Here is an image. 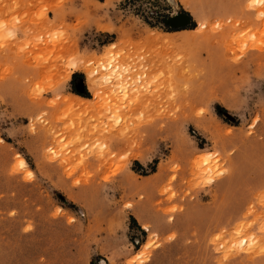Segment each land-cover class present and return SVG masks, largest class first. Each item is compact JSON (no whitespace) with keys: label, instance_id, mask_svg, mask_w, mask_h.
<instances>
[{"label":"rangeland","instance_id":"obj_1","mask_svg":"<svg viewBox=\"0 0 264 264\" xmlns=\"http://www.w3.org/2000/svg\"><path fill=\"white\" fill-rule=\"evenodd\" d=\"M249 3L0 0V264H264Z\"/></svg>","mask_w":264,"mask_h":264},{"label":"bare ground","instance_id":"obj_2","mask_svg":"<svg viewBox=\"0 0 264 264\" xmlns=\"http://www.w3.org/2000/svg\"><path fill=\"white\" fill-rule=\"evenodd\" d=\"M106 56H108L107 57L108 59L106 58L108 60V62L105 63L106 61H104V62L101 63L102 69H104L105 71H108V73L104 72V77H103L104 78V82L108 83V82L114 81L113 78L116 76L119 86L124 88V82H123V79L121 78L122 75L119 73V66L115 65V63H114L113 53L111 54V52L110 53L108 52ZM71 66L73 68H76V69L78 68V64L77 63H72ZM68 75H69L68 77H70V73H68ZM94 93H95V96H97V97L99 95H101V92H100L98 86L94 87ZM78 98H80L81 101H85L86 100V98H84L82 96H79V95H78ZM19 163H20V166H22L24 168H27V165H28L27 161L23 157L19 158ZM144 228L146 230H149L148 225H146ZM248 240L249 239L243 238L242 239V243L243 244L244 243H248Z\"/></svg>","mask_w":264,"mask_h":264},{"label":"snow or ice","instance_id":"obj_3","mask_svg":"<svg viewBox=\"0 0 264 264\" xmlns=\"http://www.w3.org/2000/svg\"><path fill=\"white\" fill-rule=\"evenodd\" d=\"M257 3L259 4H264V0H250V3H249V7H254ZM264 15V14H262ZM0 27H3V24H0ZM113 47H115V45H113ZM115 57H113L114 59ZM29 176H31V173H29ZM107 179V177H106ZM77 183H79V181H77ZM127 207H131V205H127Z\"/></svg>","mask_w":264,"mask_h":264},{"label":"water","instance_id":"obj_4","mask_svg":"<svg viewBox=\"0 0 264 264\" xmlns=\"http://www.w3.org/2000/svg\"><path fill=\"white\" fill-rule=\"evenodd\" d=\"M176 26L179 25L180 23H174Z\"/></svg>","mask_w":264,"mask_h":264}]
</instances>
